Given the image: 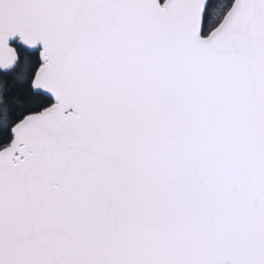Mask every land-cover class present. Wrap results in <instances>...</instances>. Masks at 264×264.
Returning a JSON list of instances; mask_svg holds the SVG:
<instances>
[{"label":"snow or ice","instance_id":"snow-or-ice-1","mask_svg":"<svg viewBox=\"0 0 264 264\" xmlns=\"http://www.w3.org/2000/svg\"><path fill=\"white\" fill-rule=\"evenodd\" d=\"M0 264H264V0H0Z\"/></svg>","mask_w":264,"mask_h":264}]
</instances>
